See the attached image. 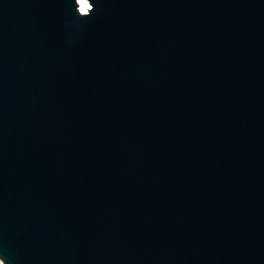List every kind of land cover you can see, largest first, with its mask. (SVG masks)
Segmentation results:
<instances>
[{"label":"water","instance_id":"water-1","mask_svg":"<svg viewBox=\"0 0 264 264\" xmlns=\"http://www.w3.org/2000/svg\"><path fill=\"white\" fill-rule=\"evenodd\" d=\"M87 3L0 0V258L264 264V0Z\"/></svg>","mask_w":264,"mask_h":264},{"label":"snow or ice","instance_id":"snow-or-ice-1","mask_svg":"<svg viewBox=\"0 0 264 264\" xmlns=\"http://www.w3.org/2000/svg\"><path fill=\"white\" fill-rule=\"evenodd\" d=\"M88 7L89 5L87 3V0H82V11H86Z\"/></svg>","mask_w":264,"mask_h":264},{"label":"clouds","instance_id":"clouds-1","mask_svg":"<svg viewBox=\"0 0 264 264\" xmlns=\"http://www.w3.org/2000/svg\"><path fill=\"white\" fill-rule=\"evenodd\" d=\"M74 4H75V0H74ZM79 16V13H77ZM80 17V16H79ZM80 18H87V17H80ZM0 264H5V260L0 258Z\"/></svg>","mask_w":264,"mask_h":264},{"label":"bare ground","instance_id":"bare-ground-1","mask_svg":"<svg viewBox=\"0 0 264 264\" xmlns=\"http://www.w3.org/2000/svg\"><path fill=\"white\" fill-rule=\"evenodd\" d=\"M79 9L81 12H86V11H82V0H79Z\"/></svg>","mask_w":264,"mask_h":264}]
</instances>
